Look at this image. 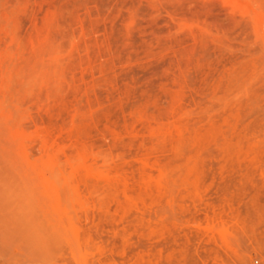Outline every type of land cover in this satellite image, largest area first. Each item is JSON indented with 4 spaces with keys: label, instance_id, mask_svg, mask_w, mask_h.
I'll use <instances>...</instances> for the list:
<instances>
[{
    "label": "rangeland",
    "instance_id": "1",
    "mask_svg": "<svg viewBox=\"0 0 264 264\" xmlns=\"http://www.w3.org/2000/svg\"><path fill=\"white\" fill-rule=\"evenodd\" d=\"M0 264H264V0H0Z\"/></svg>",
    "mask_w": 264,
    "mask_h": 264
},
{
    "label": "bare ground",
    "instance_id": "2",
    "mask_svg": "<svg viewBox=\"0 0 264 264\" xmlns=\"http://www.w3.org/2000/svg\"><path fill=\"white\" fill-rule=\"evenodd\" d=\"M39 231H40V230H39ZM40 232H41V231H40ZM41 233H42V232H41ZM41 233H40V234H41ZM42 234H43V233H42ZM43 235H44V234H43ZM41 237H42V236H41ZM50 238H51V237H50ZM41 239H42V238H41ZM47 239H48V238H47ZM52 239H53V238H52ZM47 241H49V240H47ZM49 242H50V241H49ZM49 242H48V243H49ZM49 244L51 245V243H49ZM53 245H54V243H53ZM53 245H51V246H53Z\"/></svg>",
    "mask_w": 264,
    "mask_h": 264
}]
</instances>
